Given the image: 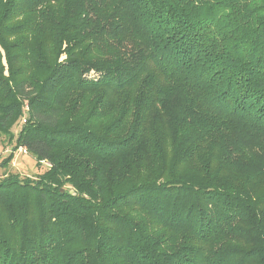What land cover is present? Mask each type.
I'll return each instance as SVG.
<instances>
[{"label":"trees","instance_id":"1","mask_svg":"<svg viewBox=\"0 0 264 264\" xmlns=\"http://www.w3.org/2000/svg\"><path fill=\"white\" fill-rule=\"evenodd\" d=\"M3 136L0 264H264V0H0Z\"/></svg>","mask_w":264,"mask_h":264},{"label":"rangeland","instance_id":"2","mask_svg":"<svg viewBox=\"0 0 264 264\" xmlns=\"http://www.w3.org/2000/svg\"><path fill=\"white\" fill-rule=\"evenodd\" d=\"M14 132L17 131V126L14 127ZM13 144L8 143V138L3 136L0 138V176L6 172H16L21 175L35 176L42 169L37 166L36 159L30 153H23L20 149L12 151ZM14 153L13 158L3 164L11 153Z\"/></svg>","mask_w":264,"mask_h":264},{"label":"built area","instance_id":"3","mask_svg":"<svg viewBox=\"0 0 264 264\" xmlns=\"http://www.w3.org/2000/svg\"><path fill=\"white\" fill-rule=\"evenodd\" d=\"M23 153H28V150H27V148H25V147H20L19 148Z\"/></svg>","mask_w":264,"mask_h":264},{"label":"water","instance_id":"4","mask_svg":"<svg viewBox=\"0 0 264 264\" xmlns=\"http://www.w3.org/2000/svg\"><path fill=\"white\" fill-rule=\"evenodd\" d=\"M72 193H74V191H71Z\"/></svg>","mask_w":264,"mask_h":264}]
</instances>
